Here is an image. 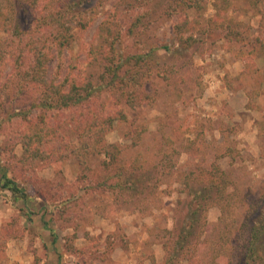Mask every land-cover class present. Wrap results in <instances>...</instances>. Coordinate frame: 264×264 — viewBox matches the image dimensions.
<instances>
[{
  "label": "rangeland",
  "instance_id": "1",
  "mask_svg": "<svg viewBox=\"0 0 264 264\" xmlns=\"http://www.w3.org/2000/svg\"><path fill=\"white\" fill-rule=\"evenodd\" d=\"M42 2L35 7L15 4L16 23L0 33L13 52L1 78H9V84L15 58L28 62L34 42L43 36L51 43L56 34L40 20L57 9ZM57 6L73 38L62 66L55 68V59L49 65L54 78L64 77L68 68L78 82L86 78L101 84L105 61L102 55L92 59L89 52L101 46L103 23L119 31L113 46L121 62L150 45L159 49L155 62L140 69V106L118 99L137 89L130 85L101 91L82 107L49 113L48 122L59 134L52 143L56 146L76 141V120L122 112L126 119L113 121L104 138L106 147L118 143L124 151L110 168L104 154L88 158L87 170L72 158L28 156L21 138L40 114L30 107L35 92L5 99L0 107V180L3 174L13 178L26 198L15 202L0 189V264H168L163 244H174L182 229L196 252L190 254L184 244L174 263L202 262L205 244L196 238H213L220 210L213 194L206 211L193 216L198 194L204 197L206 188L214 193L225 186L230 196L223 202H229L233 221L249 203L264 209V50L255 42L260 16L249 0H206L201 12L178 13L173 12L175 0H57ZM258 6L264 11V0ZM88 18L93 19L82 29L77 22L85 24ZM185 36L195 39L187 48L178 43ZM129 67L138 69L133 63L123 66ZM23 111H29L27 121L5 119L7 112ZM137 127L146 131L135 146L126 134ZM119 172L133 174L135 186L129 181L121 188L112 186ZM194 217L200 218L199 225L187 229ZM172 229L171 237L167 231Z\"/></svg>",
  "mask_w": 264,
  "mask_h": 264
},
{
  "label": "trees",
  "instance_id": "2",
  "mask_svg": "<svg viewBox=\"0 0 264 264\" xmlns=\"http://www.w3.org/2000/svg\"><path fill=\"white\" fill-rule=\"evenodd\" d=\"M45 1V5L50 9L57 11L49 12L41 21V24L50 29H56V34L51 43H47L43 36L34 42L33 46L28 50L30 60L27 62L25 58L17 56L14 64L11 65L13 81L10 83L7 80H1L5 69L10 63L12 50L8 48L6 43L0 40V107L4 106L5 99L12 94L13 97L19 98L25 92L32 90L35 92L31 98V108L39 109V116L35 117V124L30 123L29 129L22 134L21 144L24 153L30 157H36L41 160L57 161L60 159H76L80 166L85 170L88 167V158L98 154L106 155L105 167L110 168L112 164L118 161L121 154L124 152L123 147L118 144H111L109 147L104 145V138L112 126L113 121L122 122L126 116L122 112H118L115 116H91L76 120L72 123V130L75 134L76 141L73 143L65 141L59 142L56 146L52 143L59 138L57 128L48 122L50 112H58L82 107L90 98L99 94L101 91H119L125 87L141 86L143 74L140 72L142 68H148L152 62H155L154 51L159 49L158 46L150 45L147 50L141 53L126 54L125 62L116 59L119 56L118 51L114 49L116 38L119 37V31H112L109 27L101 26V46L94 48L89 52L92 59L97 55H102L104 62L103 73L100 75L99 81L101 84H92L88 79L78 82L76 76L66 68V75L54 78L49 73V65L52 60H56L55 68L59 69L63 64V56L65 51L70 48V43L73 34L69 31L67 25L69 21L63 18L60 14L61 8L57 6V0H0V33H8L11 31L14 24L13 9L15 4L26 3L29 7L38 6ZM206 0H175L176 6L173 12L186 11L194 9L201 12L205 8ZM263 0H249L256 13L260 16L258 32L264 36V11L258 6ZM24 2V3H23ZM93 18H88L85 24L77 22L82 29L88 26V23ZM16 23V21H15ZM76 25V24H75ZM56 28H55V27ZM179 26L176 27L178 29ZM260 35L255 39L259 49L264 50V40ZM111 37V39H110ZM110 40V42H109ZM114 42V43H113ZM195 42L192 36L179 37V45L187 48ZM108 45L105 49L104 47ZM164 48V47H163ZM15 56V55H14ZM21 61V62H20ZM124 61V60H123ZM133 63L137 66V70L124 69L123 66ZM126 73H128L127 76ZM115 80V81H114ZM130 87V88H131ZM130 90L129 93L122 92L119 94V100L123 101L124 105L129 107L140 106L143 100L142 90ZM141 89V87H140ZM114 96V94H113ZM28 112L6 113L5 119L10 120L14 117H21L23 121L28 120ZM51 117H56L52 114ZM146 131L145 127L133 128L131 132H127L129 141L133 145H138L141 141L142 134ZM167 144H171V140L165 138ZM52 144V145H51ZM53 147L52 153H48L47 149ZM169 149L175 154L173 146ZM176 155V154H175ZM217 172H219L216 167ZM120 173V172H119ZM221 173V172H220ZM190 174V173H189ZM118 178L113 182L112 186L121 188L125 182H131L135 186V178H131L133 174H117ZM116 175V176H117ZM106 184V182H104ZM188 188L189 185L184 184ZM217 190L213 193V188H206L204 197L200 194L198 206L192 210V215H197L200 211H206L208 201L213 194L215 206L220 210L218 223L213 227V238L205 237L196 238L200 244H205V252L202 262H191L190 264H264V209L259 210L260 205L249 203L243 213L237 216L240 219L230 220L233 211L229 207L230 194L225 193V186L216 187ZM0 189L8 191L15 202L25 200L26 194L21 190L18 183L7 174H3L0 180ZM191 192V189H190ZM207 202V203H206ZM206 205H203V204ZM246 207V206H245ZM244 207V208H245ZM251 207V209L249 208ZM253 207V210H252ZM232 211V212H231ZM195 218V217H194ZM192 219L187 229H195L199 224V217ZM205 218L202 217L201 219ZM195 221V223H194ZM194 224V225H193ZM180 236L177 237L174 244H170L171 240L165 243V259L164 263L175 264L179 263V254L184 252L183 245H187V251L194 254V248L188 241L190 237L186 229H182ZM171 237L174 236V229L167 231Z\"/></svg>",
  "mask_w": 264,
  "mask_h": 264
}]
</instances>
